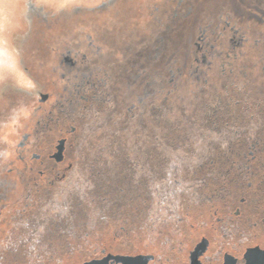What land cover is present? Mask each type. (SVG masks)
<instances>
[{
    "label": "rangeland",
    "instance_id": "1",
    "mask_svg": "<svg viewBox=\"0 0 264 264\" xmlns=\"http://www.w3.org/2000/svg\"><path fill=\"white\" fill-rule=\"evenodd\" d=\"M194 1L187 16L172 21L159 62L121 85L117 109L91 115L77 132L79 141L65 160L76 157L83 168L73 177L78 191H42L43 207L27 210L25 238L0 239V264H80L103 252L153 253L161 264H187L201 235L200 219L208 224L209 203L185 206V199H193L195 180L205 178L199 158L208 153L207 143L220 135L203 121L205 104L218 93L228 103L224 109L236 114L243 113L242 101L235 104L240 97H264V0ZM139 5L140 0H0V91L10 89L26 108L41 89L23 66L37 69L56 34L83 24L102 32L105 22V32L125 39L144 21ZM227 9L237 16L232 23L238 32L211 36L213 46L207 51L205 45L201 57L198 27L217 22ZM159 72L168 74L163 84L156 83L165 79ZM131 103L138 106L133 113L127 111ZM12 117L0 111V130ZM57 136L56 129L46 133L43 156Z\"/></svg>",
    "mask_w": 264,
    "mask_h": 264
},
{
    "label": "flooded vegetation",
    "instance_id": "2",
    "mask_svg": "<svg viewBox=\"0 0 264 264\" xmlns=\"http://www.w3.org/2000/svg\"><path fill=\"white\" fill-rule=\"evenodd\" d=\"M194 2L140 0L144 21L135 24L125 39L105 32V22L102 32L95 25L83 24L75 32L58 33L48 55L35 65L37 69L23 66L33 85L41 89L32 104L24 108L10 89L0 91L5 94L0 111L13 116L0 130V239L25 238L27 210L43 207L42 191L46 195L78 191L73 177L83 168L76 157L65 160L74 141H79L77 132L91 115L117 109L121 85L139 79L159 62V55L168 50L172 21L187 16ZM233 18L237 19L236 14L227 9L219 13L217 22L198 27L201 57L205 45L207 51L213 46L211 36L229 29L238 32ZM159 75L165 79L156 78L157 84L167 81L168 74ZM225 96L233 98L231 93ZM240 98L235 104L240 106L242 101L238 110L243 113L224 109L228 103L218 93H212L205 104L203 121L220 135L207 143L208 153L199 158L204 161L199 169L205 178L195 180L193 199H185V206L191 201L199 203L198 207L209 203L208 224L200 219L201 235L188 252L187 264H264V97L257 101L251 95ZM166 99L167 93L163 106H167ZM137 107L131 103L127 111L133 113ZM55 129L56 142L45 157L41 152L44 136ZM111 256L134 257L132 264H161L156 254L142 252H103L90 260L124 264Z\"/></svg>",
    "mask_w": 264,
    "mask_h": 264
},
{
    "label": "water",
    "instance_id": "3",
    "mask_svg": "<svg viewBox=\"0 0 264 264\" xmlns=\"http://www.w3.org/2000/svg\"><path fill=\"white\" fill-rule=\"evenodd\" d=\"M195 253V250L193 251ZM113 257L116 261L122 262L124 264H132L136 258L131 257V256H111ZM106 259H100V260H90L86 261L82 264H103V261Z\"/></svg>",
    "mask_w": 264,
    "mask_h": 264
},
{
    "label": "bare ground",
    "instance_id": "4",
    "mask_svg": "<svg viewBox=\"0 0 264 264\" xmlns=\"http://www.w3.org/2000/svg\"><path fill=\"white\" fill-rule=\"evenodd\" d=\"M16 68V67H15Z\"/></svg>",
    "mask_w": 264,
    "mask_h": 264
}]
</instances>
